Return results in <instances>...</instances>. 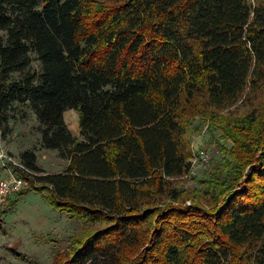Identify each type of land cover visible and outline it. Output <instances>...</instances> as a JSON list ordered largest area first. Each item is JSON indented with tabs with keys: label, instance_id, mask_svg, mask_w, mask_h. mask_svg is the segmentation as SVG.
I'll return each mask as SVG.
<instances>
[{
	"label": "trees",
	"instance_id": "trees-1",
	"mask_svg": "<svg viewBox=\"0 0 264 264\" xmlns=\"http://www.w3.org/2000/svg\"><path fill=\"white\" fill-rule=\"evenodd\" d=\"M23 108L67 166L23 150L15 198L82 226L54 264H264V0H0L2 136ZM195 119L230 148L185 191Z\"/></svg>",
	"mask_w": 264,
	"mask_h": 264
},
{
	"label": "rangeland",
	"instance_id": "rangeland-1",
	"mask_svg": "<svg viewBox=\"0 0 264 264\" xmlns=\"http://www.w3.org/2000/svg\"><path fill=\"white\" fill-rule=\"evenodd\" d=\"M32 67L37 68L36 62L32 63ZM23 110L26 116L23 119L14 118V122L10 123V133L2 136L0 129V151L20 163V152L35 147L37 166L45 173H61L67 166V160L56 151L39 147L37 122L30 110ZM242 110L238 106L237 112ZM63 119L72 136L81 140L76 112L66 111ZM200 125L202 121L195 119L189 126L191 171L174 181L185 191H204L203 181L221 165L219 146L224 142L220 133L209 130L207 126L199 130ZM224 145L226 149L230 148V144ZM202 153L207 157L206 162L198 158ZM2 172L0 166V175ZM16 195L11 197L0 214V264H54L57 254L66 255L69 238L81 233V224L57 212L35 192L25 193L19 198H15Z\"/></svg>",
	"mask_w": 264,
	"mask_h": 264
},
{
	"label": "built area",
	"instance_id": "built-area-1",
	"mask_svg": "<svg viewBox=\"0 0 264 264\" xmlns=\"http://www.w3.org/2000/svg\"><path fill=\"white\" fill-rule=\"evenodd\" d=\"M201 162H206L207 157L202 153L198 157ZM0 166L5 177L0 180V212L4 210L11 197L26 189L28 182L18 173L25 174L28 171L3 151H0Z\"/></svg>",
	"mask_w": 264,
	"mask_h": 264
},
{
	"label": "crops",
	"instance_id": "crops-1",
	"mask_svg": "<svg viewBox=\"0 0 264 264\" xmlns=\"http://www.w3.org/2000/svg\"><path fill=\"white\" fill-rule=\"evenodd\" d=\"M4 174H5L4 172L1 173V175H0V180H1L2 178L5 177ZM2 211H3V210H2ZM2 211L0 212V214L2 213Z\"/></svg>",
	"mask_w": 264,
	"mask_h": 264
}]
</instances>
